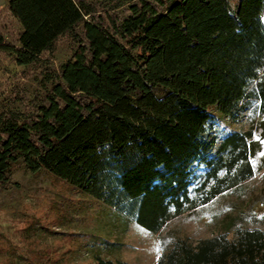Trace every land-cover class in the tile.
<instances>
[{
  "label": "trees",
  "instance_id": "1",
  "mask_svg": "<svg viewBox=\"0 0 264 264\" xmlns=\"http://www.w3.org/2000/svg\"><path fill=\"white\" fill-rule=\"evenodd\" d=\"M20 25L0 52L41 63L63 37L73 57L30 110H0V192L22 163L158 233L254 175L253 131L212 134L216 108H264V0H8ZM164 245V244H163ZM97 264H129L96 256ZM157 264H264V230L194 242Z\"/></svg>",
  "mask_w": 264,
  "mask_h": 264
},
{
  "label": "rangeland",
  "instance_id": "2",
  "mask_svg": "<svg viewBox=\"0 0 264 264\" xmlns=\"http://www.w3.org/2000/svg\"><path fill=\"white\" fill-rule=\"evenodd\" d=\"M0 0V31L14 40L20 25ZM76 41L66 36L41 63L18 65L0 52V110H30L50 88L48 76L73 57ZM212 134L217 143L232 131H253L254 175L210 203L170 220L152 233L137 221L65 181L43 172L33 175L22 163L0 192V264H97L96 256L129 264H157L163 247L178 237L199 239L240 228L264 230V108L261 100H244L238 118L216 108ZM164 244V245H163Z\"/></svg>",
  "mask_w": 264,
  "mask_h": 264
}]
</instances>
